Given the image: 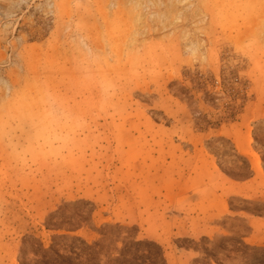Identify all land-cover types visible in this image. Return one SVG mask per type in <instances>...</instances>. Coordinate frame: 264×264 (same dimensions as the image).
<instances>
[{
  "label": "rangeland",
  "instance_id": "obj_1",
  "mask_svg": "<svg viewBox=\"0 0 264 264\" xmlns=\"http://www.w3.org/2000/svg\"><path fill=\"white\" fill-rule=\"evenodd\" d=\"M49 247L264 264V0H0V264Z\"/></svg>",
  "mask_w": 264,
  "mask_h": 264
},
{
  "label": "trees",
  "instance_id": "obj_2",
  "mask_svg": "<svg viewBox=\"0 0 264 264\" xmlns=\"http://www.w3.org/2000/svg\"><path fill=\"white\" fill-rule=\"evenodd\" d=\"M57 226L56 224H52ZM42 254L41 259H38L34 261L33 264H64V259H62V256L58 254L56 250L53 249V247H49L48 249L42 248ZM212 250H221V247H214ZM52 255H55L56 257H51ZM29 264V263H24Z\"/></svg>",
  "mask_w": 264,
  "mask_h": 264
},
{
  "label": "snow or ice",
  "instance_id": "obj_3",
  "mask_svg": "<svg viewBox=\"0 0 264 264\" xmlns=\"http://www.w3.org/2000/svg\"><path fill=\"white\" fill-rule=\"evenodd\" d=\"M236 264H241V262L237 261Z\"/></svg>",
  "mask_w": 264,
  "mask_h": 264
}]
</instances>
